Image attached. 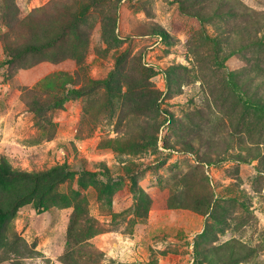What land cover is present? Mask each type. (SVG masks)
I'll list each match as a JSON object with an SVG mask.
<instances>
[{"label":"rangeland","instance_id":"1","mask_svg":"<svg viewBox=\"0 0 264 264\" xmlns=\"http://www.w3.org/2000/svg\"><path fill=\"white\" fill-rule=\"evenodd\" d=\"M3 161L0 264H264V0H0Z\"/></svg>","mask_w":264,"mask_h":264},{"label":"trees","instance_id":"2","mask_svg":"<svg viewBox=\"0 0 264 264\" xmlns=\"http://www.w3.org/2000/svg\"><path fill=\"white\" fill-rule=\"evenodd\" d=\"M39 47V44L32 43L27 45L25 49L35 50L39 49ZM8 60L11 61L10 59ZM39 176L40 174L14 170L6 161L0 162V189L18 179L27 180L33 178L35 179V182H38ZM21 199V197H18L17 202H11L6 204V206L0 204V247L4 246L7 242L6 236L4 235L5 221L15 205L19 203ZM80 213V208L76 207L68 226L67 249L63 255L64 264H84L86 262L91 263L94 261L93 250L91 252L87 251L89 250V242L87 238L95 234L92 229L96 228V224L89 216L81 218ZM85 255L87 256L84 259H81Z\"/></svg>","mask_w":264,"mask_h":264}]
</instances>
